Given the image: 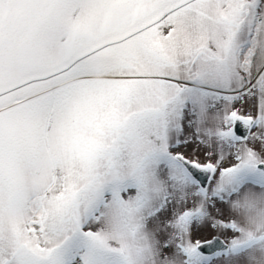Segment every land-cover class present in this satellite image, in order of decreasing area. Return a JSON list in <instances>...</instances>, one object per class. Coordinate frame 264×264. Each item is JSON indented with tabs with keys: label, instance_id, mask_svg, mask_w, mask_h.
Returning a JSON list of instances; mask_svg holds the SVG:
<instances>
[{
	"label": "snow or ice",
	"instance_id": "1",
	"mask_svg": "<svg viewBox=\"0 0 264 264\" xmlns=\"http://www.w3.org/2000/svg\"><path fill=\"white\" fill-rule=\"evenodd\" d=\"M0 264H264V0H0Z\"/></svg>",
	"mask_w": 264,
	"mask_h": 264
}]
</instances>
